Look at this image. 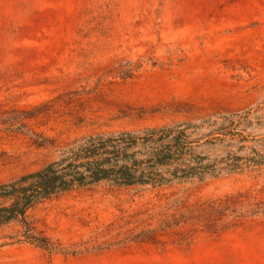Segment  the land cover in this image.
I'll return each instance as SVG.
<instances>
[{"label":"rangeland","instance_id":"rangeland-1","mask_svg":"<svg viewBox=\"0 0 264 264\" xmlns=\"http://www.w3.org/2000/svg\"><path fill=\"white\" fill-rule=\"evenodd\" d=\"M228 114L245 141L197 152L264 156V0H0V184L82 136L181 122L206 134ZM28 216L57 250L6 226L0 264H264V163L101 184Z\"/></svg>","mask_w":264,"mask_h":264},{"label":"trees","instance_id":"trees-1","mask_svg":"<svg viewBox=\"0 0 264 264\" xmlns=\"http://www.w3.org/2000/svg\"><path fill=\"white\" fill-rule=\"evenodd\" d=\"M235 114L208 123L206 134L190 122L138 130L94 133L74 139L40 169L0 184V228L18 229L10 239L53 252L57 245L39 231L28 212L44 201L101 184L112 187L161 188L241 172L264 163V156L244 158L225 152L218 158L197 152L207 145L245 140ZM47 144L51 140L44 138Z\"/></svg>","mask_w":264,"mask_h":264}]
</instances>
